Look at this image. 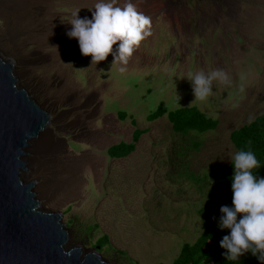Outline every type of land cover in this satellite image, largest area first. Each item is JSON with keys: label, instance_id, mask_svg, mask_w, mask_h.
Listing matches in <instances>:
<instances>
[{"label": "rangeland", "instance_id": "rangeland-1", "mask_svg": "<svg viewBox=\"0 0 264 264\" xmlns=\"http://www.w3.org/2000/svg\"><path fill=\"white\" fill-rule=\"evenodd\" d=\"M96 2L0 0V55L14 60L19 85L52 115L27 148L22 178L37 181L42 208L63 212L70 246L95 248L108 234L113 248L100 252L113 264H171L184 242L203 231L199 209L236 152L231 132L264 112V0H117L151 17V35L124 65L113 62V53L91 63V54L83 55L77 38L67 35L77 10L91 19ZM216 69L230 83L214 81L208 101L192 102L186 76ZM160 105L195 107L220 121L191 136L203 145L190 151L184 167L200 182L169 160L178 139L168 114L148 118ZM124 109L138 128L152 131L138 152L114 158L109 147L130 139L134 129L119 113ZM46 140L59 149L33 151Z\"/></svg>", "mask_w": 264, "mask_h": 264}, {"label": "water", "instance_id": "water-1", "mask_svg": "<svg viewBox=\"0 0 264 264\" xmlns=\"http://www.w3.org/2000/svg\"><path fill=\"white\" fill-rule=\"evenodd\" d=\"M15 69L0 55V264H113L99 248L70 246L63 212L42 208L36 180L22 178L27 148L52 115L19 85Z\"/></svg>", "mask_w": 264, "mask_h": 264}, {"label": "clouds", "instance_id": "clouds-1", "mask_svg": "<svg viewBox=\"0 0 264 264\" xmlns=\"http://www.w3.org/2000/svg\"><path fill=\"white\" fill-rule=\"evenodd\" d=\"M92 18L69 20V37L77 38L83 55L91 54V63L105 60L113 53V62L127 64L129 57L145 37L151 35V17L128 2L122 7L117 0H97ZM117 44L115 52L113 45ZM124 71L122 67L120 69ZM192 83L194 101H208L213 94V82L229 84L228 74L222 69L196 71L186 76ZM232 203L220 208L218 226L230 229L220 240L229 261H237L246 252L264 262V177L256 171L261 166L257 155L249 148H241L231 156ZM239 217V218H238ZM202 223V221H201ZM202 229V228H201Z\"/></svg>", "mask_w": 264, "mask_h": 264}, {"label": "trees", "instance_id": "trees-1", "mask_svg": "<svg viewBox=\"0 0 264 264\" xmlns=\"http://www.w3.org/2000/svg\"><path fill=\"white\" fill-rule=\"evenodd\" d=\"M126 116L125 111H120ZM168 114L169 120L172 124V130L178 141L173 144L170 150L169 160L175 164V168L178 169L182 175L186 172V175L201 181L198 175H195L192 170L186 171V163H188V156L192 149H197L203 145L201 140L191 138L192 134H202L210 130L218 128L220 121L206 115L195 107H181L175 110L169 111L162 105L151 114L148 118L150 120H157ZM149 129H136L134 133V141L131 143L120 142L109 147L108 153L114 158H123L129 156L136 147V142L140 136L147 132ZM236 151L245 148L251 149L261 162L260 168L256 171L258 176L264 177V112L256 116L255 119L242 125L239 128L234 129L230 136ZM177 159V160H176ZM177 165V166H176ZM233 175V164L227 166L226 170L220 174L209 192L210 201L206 206L199 209V214L204 219V228L201 234L194 242H184L178 257L171 264H264L259 261L256 256L251 252H246L239 257L237 261H229L223 253L227 250L220 246V240L225 234L230 232V229H221L219 224V218L222 215L220 208L222 205L231 206L232 203V190H231V177ZM239 218V217H238ZM73 221V220H71ZM91 226L84 228L83 231L88 233L91 230ZM110 245V237L108 234L102 235L96 242V248L104 250L106 246ZM113 247L109 246V249ZM116 251V250H115ZM126 259L128 257L127 252H120ZM165 264V263H157Z\"/></svg>", "mask_w": 264, "mask_h": 264}, {"label": "crops", "instance_id": "crops-1", "mask_svg": "<svg viewBox=\"0 0 264 264\" xmlns=\"http://www.w3.org/2000/svg\"><path fill=\"white\" fill-rule=\"evenodd\" d=\"M123 111H125L126 112V116H125V119H123V120H126L127 118H129V115H128V112H127V110L126 109H124ZM119 113H121V112H119ZM119 115V114H118ZM120 118V117H119ZM162 118V117H161ZM130 119V123H131V125L133 126V131H132V134H131V137H130V139H125V140H122L123 142H127V143H131V142H133L134 141V133H135V130L136 129H143V128H138L137 127V124H138V122H137V120L135 119V117L133 116L132 118H129ZM147 129H149L147 132H145V133H143L141 136H140V138H139V140L136 142V147H135V150L129 155V156H131V155H133V153H136V152H138V150H139V143L141 142V139H142V137L143 136H146L147 134H149V133H151V131H152V128H147ZM146 134V135H145ZM122 141H120V142H122ZM119 142V143H120ZM129 156H127V157H129ZM123 158H126V157H123Z\"/></svg>", "mask_w": 264, "mask_h": 264}, {"label": "bare ground", "instance_id": "bare-ground-1", "mask_svg": "<svg viewBox=\"0 0 264 264\" xmlns=\"http://www.w3.org/2000/svg\"><path fill=\"white\" fill-rule=\"evenodd\" d=\"M42 134H43V133H42ZM42 134H41V135H42ZM50 134H51V133H49V134L45 133V137H46V139L51 138V137H49ZM39 138H40V137H39ZM35 140H36V139H35ZM33 144H34V141H33ZM37 149H39L40 151H43V152H45V153H48V152L53 153V152H55L56 150H58L59 147H58V146H55L52 142L46 140V141L42 144L41 147L38 145V142H36L35 145H34L33 151L35 152ZM36 182H37V181H36Z\"/></svg>", "mask_w": 264, "mask_h": 264}]
</instances>
